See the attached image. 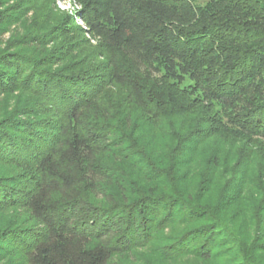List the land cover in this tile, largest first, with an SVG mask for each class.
I'll list each match as a JSON object with an SVG mask.
<instances>
[{"label":"trees","instance_id":"16d2710c","mask_svg":"<svg viewBox=\"0 0 264 264\" xmlns=\"http://www.w3.org/2000/svg\"><path fill=\"white\" fill-rule=\"evenodd\" d=\"M39 1L0 0V264H264V0Z\"/></svg>","mask_w":264,"mask_h":264},{"label":"rangeland","instance_id":"374dc122","mask_svg":"<svg viewBox=\"0 0 264 264\" xmlns=\"http://www.w3.org/2000/svg\"><path fill=\"white\" fill-rule=\"evenodd\" d=\"M37 4L38 7L45 6V4H47L48 10L51 11V16L57 14L62 17L64 16V14H71L74 12L73 3L71 2V0H40ZM29 16H31L30 13ZM8 37L9 35L5 34L2 39L6 40ZM87 39L89 40V38ZM90 43L91 46L96 45V42L92 41L91 39H90ZM187 84L188 82H185L184 85L186 86ZM134 255H131V257H128L126 259L115 260L114 264H140L139 257H141V255L140 254H136L135 256Z\"/></svg>","mask_w":264,"mask_h":264}]
</instances>
